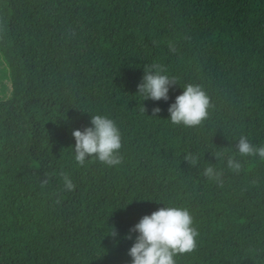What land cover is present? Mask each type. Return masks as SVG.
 Segmentation results:
<instances>
[{
  "label": "trees",
  "instance_id": "obj_1",
  "mask_svg": "<svg viewBox=\"0 0 264 264\" xmlns=\"http://www.w3.org/2000/svg\"><path fill=\"white\" fill-rule=\"evenodd\" d=\"M153 63L167 101L136 93ZM186 84L210 102L194 128L167 121ZM91 115L118 127V166L73 161ZM241 134L264 144V0H0V264H131L125 235L165 205L198 233L176 264H264V161L219 155Z\"/></svg>",
  "mask_w": 264,
  "mask_h": 264
},
{
  "label": "clouds",
  "instance_id": "obj_2",
  "mask_svg": "<svg viewBox=\"0 0 264 264\" xmlns=\"http://www.w3.org/2000/svg\"><path fill=\"white\" fill-rule=\"evenodd\" d=\"M173 83L174 79L161 66L153 63L144 68L136 93L143 101H167L169 88ZM209 106V97L199 85L186 84L181 94L176 95L174 102L168 106L167 121L184 128L197 127L207 118ZM159 111V107L152 109L154 116ZM71 135L74 139L71 154L77 165H84L86 161L93 159L108 167L121 163V134L115 122L107 116L91 115L90 126L83 130L74 129ZM219 155L224 158L228 170L239 172V158L255 157L264 161V144L253 145L247 136L241 134L234 152ZM184 159L191 164L197 162V157L191 153L185 154ZM202 175L214 181L219 179L221 173L208 165L203 168ZM60 179L63 189L71 192L74 184L70 176L62 172ZM131 233L136 234L134 238ZM109 234L115 236V230L111 228ZM197 236L192 215L186 207L165 205L142 216L124 238L133 240L127 250L131 264H176L175 257L191 253L195 249Z\"/></svg>",
  "mask_w": 264,
  "mask_h": 264
}]
</instances>
